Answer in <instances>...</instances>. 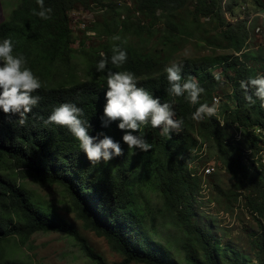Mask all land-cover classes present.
Listing matches in <instances>:
<instances>
[{
	"label": "trees",
	"instance_id": "1",
	"mask_svg": "<svg viewBox=\"0 0 264 264\" xmlns=\"http://www.w3.org/2000/svg\"><path fill=\"white\" fill-rule=\"evenodd\" d=\"M119 1L44 0L45 7L53 9L52 18L44 20L33 15V9L40 10L36 0H18L10 17L0 23V41L10 38L15 53L26 57L42 82L34 93L40 102L27 114L24 126L18 124V116L0 111V264H31L17 258V249L35 234L51 232L78 242L90 264H108L73 224L19 183L24 178L41 186L60 187L83 228L105 239L122 257L120 264H250L242 262L229 245L222 247L210 229L201 228L195 217L201 179L198 167L191 168L210 143L234 182L232 190L223 195L234 202L244 197L247 211L264 232V101L249 89L255 100L249 104L240 87V81L259 75V68L264 74V51L249 47V19L236 18L237 3L230 0H131L132 6L127 0ZM254 1L264 9V0ZM77 8L102 11V24L90 25L92 37L73 30L76 26L71 19ZM158 26H162L159 34L165 45L179 39L195 40L214 51L177 62L185 79L195 77L205 89L197 104L167 92L164 67L168 62L160 54H139L127 45V36L154 37ZM78 27L83 28L80 23ZM115 35L120 41H113ZM83 36L88 41L101 38L99 48L90 50L80 41L85 80L69 82L72 45ZM113 46L126 50L127 62L121 68L109 63L104 72L97 71L100 53L110 61ZM218 50L229 54L220 55ZM109 69L134 72L138 86L173 106L176 119L183 120L181 130L162 136L150 123L142 125L135 134L152 145L145 153L123 143L124 133L116 123L102 128ZM214 69L221 73L215 74ZM217 101L216 115L193 119L201 104L212 106ZM62 103L82 108L90 134L105 132L113 137L121 143L123 155L92 163L67 128L46 125L44 120ZM173 229L182 237L171 239L168 233ZM252 244L258 264H264V233L255 236ZM179 251L184 253L181 261L175 257Z\"/></svg>",
	"mask_w": 264,
	"mask_h": 264
},
{
	"label": "rangeland",
	"instance_id": "2",
	"mask_svg": "<svg viewBox=\"0 0 264 264\" xmlns=\"http://www.w3.org/2000/svg\"><path fill=\"white\" fill-rule=\"evenodd\" d=\"M17 1L18 0H0V23L6 21L7 18L10 17ZM230 1L237 3L235 9L236 18L249 19V30L252 37L249 47L251 46L252 48L255 46V49L264 51V9L261 6H256L254 0ZM119 2L124 3L126 0H120ZM243 8H245V10ZM76 10L77 12L73 19H77L81 26L84 25V29L81 27L80 29L73 27V30L82 32L80 33L81 36L84 32L87 36L92 37L93 35H89L93 33V31L89 29L90 25L95 22L102 24L104 20L102 11L98 9V11L86 12L87 15L85 16V12L82 8H77ZM229 15L231 14L229 13ZM161 29L162 26H158V33L154 37H149L147 35L142 38H135L133 35L127 36V45L139 54L149 56L160 54L159 58L167 61L168 64L173 61L179 62L183 59H198L200 57L212 55L214 52L195 40L188 41L179 39L170 45H165L163 38H161L159 34L161 33ZM258 29H260V31H258ZM209 30L215 33L213 29ZM100 39L101 38L96 36L88 41V39L83 36L81 40H77V42L72 45L74 54L72 65H70L67 73V80L69 82L85 80V61L79 51L83 49V44H80V48H77L80 41L86 43L88 48L93 50L99 48ZM122 39L124 40V37H122ZM248 51L249 48L247 49V52ZM217 53L220 55L229 54V52L223 50H218ZM213 71L215 74L221 73L219 69H214ZM262 72V69L259 68L258 74H262ZM229 96L230 95H227V97ZM219 104V101L215 104L217 110ZM231 134L234 135L235 130H231ZM212 147L210 143L204 145L205 152L201 156V160L191 166L192 169L198 167V177L201 179V189H199L200 191L196 197L195 217L202 229H210L213 238L218 239L222 247L229 245L231 251L236 252L238 257L242 259V262L245 261L250 262V264H258L257 250H255L252 240L255 236L261 235L264 232L254 220V217L247 211L244 204V197L234 202L229 200L227 195H223L232 190L234 182L231 176L221 166L216 151ZM206 168H210V170H206ZM214 171L216 172L213 175ZM203 172H205V175L213 176L210 178L204 177ZM19 183H23L25 188L29 190L39 202L41 201L45 206L49 207V209H54L57 214L73 224L78 229L82 239L85 240L97 254L101 255L108 264H120L122 262V257L111 249L105 239L83 228L82 223L72 212L68 199L65 197L60 187L41 186L35 184L29 178L21 179ZM219 191H221L222 194L219 193ZM153 200L156 202V206L161 208L162 205L157 197H154ZM168 235L171 239L175 237L179 239L182 237L181 232L174 229L171 230ZM175 257L181 261L184 257V253L179 251L175 254ZM17 258L23 259L31 264H90V260L87 259L78 242L56 232L35 234L26 246L17 249Z\"/></svg>",
	"mask_w": 264,
	"mask_h": 264
},
{
	"label": "clouds",
	"instance_id": "3",
	"mask_svg": "<svg viewBox=\"0 0 264 264\" xmlns=\"http://www.w3.org/2000/svg\"><path fill=\"white\" fill-rule=\"evenodd\" d=\"M39 11L33 9V15L41 19H51L53 9L45 7L44 0H36ZM89 35H94L90 33ZM114 41L121 37L115 35ZM126 43V41H125ZM80 45V44H79ZM78 45L77 48L80 46ZM15 46L10 38L0 41V111L5 115L19 117L18 124L24 126L27 114L38 105L41 97L34 95L42 87L40 78L28 66L27 59L22 54L15 53ZM109 58L103 52L97 64V71L104 72L111 63L116 68H121L128 59L126 50L113 46ZM167 74L169 88L167 92L176 97L185 96L192 104L199 102V97L204 93L195 77L183 76L182 66L173 61L164 67ZM217 79H219L217 77ZM106 103L101 116V127L109 128L116 123L119 130L124 133L122 141L129 149L136 148L142 152H149L152 145L143 137L137 135L142 125L148 123L153 128H159L162 136H170L179 132L183 125L182 119H176V113L170 103H162L144 87L138 86V77L130 70L107 71ZM240 87L245 92V100L249 104L255 103L253 94L249 89H254L255 97L264 101V74L250 77L247 81H240ZM215 104H201L193 114V119L200 120L204 116L216 115ZM84 111L74 103H62L55 107L44 123L56 124L65 127L79 142V146L92 163L108 162L114 157L123 155L121 143L105 132H98L95 136L89 132V125L82 119ZM42 119V118H41ZM182 158V157H181Z\"/></svg>",
	"mask_w": 264,
	"mask_h": 264
},
{
	"label": "built area",
	"instance_id": "4",
	"mask_svg": "<svg viewBox=\"0 0 264 264\" xmlns=\"http://www.w3.org/2000/svg\"><path fill=\"white\" fill-rule=\"evenodd\" d=\"M227 1V0H226ZM128 2H131V1H128ZM132 3V2H131ZM244 10H245V8H243ZM84 11V10H83ZM85 12V11H84ZM87 15V13L85 12V16ZM226 17L230 20V21H232L233 19H232V17H231V15H229V13H226ZM70 18H71V15H70ZM241 19H243V18H241ZM71 25H75L76 26V29H80L79 27H78V20H72L71 19ZM258 31H260V29H258ZM216 99H218V98H216ZM216 99L214 100V103H215V101H216ZM206 170H210V168H206Z\"/></svg>",
	"mask_w": 264,
	"mask_h": 264
},
{
	"label": "bare ground",
	"instance_id": "5",
	"mask_svg": "<svg viewBox=\"0 0 264 264\" xmlns=\"http://www.w3.org/2000/svg\"><path fill=\"white\" fill-rule=\"evenodd\" d=\"M128 1H131V0H127V4L128 5H130V6H132V3L131 2H128ZM81 12V11H80ZM75 15H76V13H75ZM124 18V17H123ZM82 27L84 28V25H82Z\"/></svg>",
	"mask_w": 264,
	"mask_h": 264
}]
</instances>
